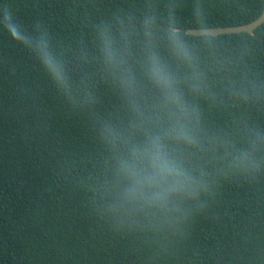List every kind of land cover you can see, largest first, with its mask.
Segmentation results:
<instances>
[{
	"label": "trees",
	"instance_id": "trees-1",
	"mask_svg": "<svg viewBox=\"0 0 264 264\" xmlns=\"http://www.w3.org/2000/svg\"><path fill=\"white\" fill-rule=\"evenodd\" d=\"M263 8L0 0V264H264Z\"/></svg>",
	"mask_w": 264,
	"mask_h": 264
},
{
	"label": "water",
	"instance_id": "water-1",
	"mask_svg": "<svg viewBox=\"0 0 264 264\" xmlns=\"http://www.w3.org/2000/svg\"><path fill=\"white\" fill-rule=\"evenodd\" d=\"M264 23V8L262 14L255 20L241 25L232 26H213L208 28H192L188 29L187 33L195 36L213 35L218 36L221 34H234L247 32L253 34L255 29Z\"/></svg>",
	"mask_w": 264,
	"mask_h": 264
},
{
	"label": "clouds",
	"instance_id": "clouds-1",
	"mask_svg": "<svg viewBox=\"0 0 264 264\" xmlns=\"http://www.w3.org/2000/svg\"><path fill=\"white\" fill-rule=\"evenodd\" d=\"M169 177H175V184L172 187H179L184 188L185 186H190V176L188 173L184 171V169L179 167H173L168 170V174L166 177H162L161 179L164 180L165 183H168ZM131 197H135V190L129 192ZM144 195V194H141Z\"/></svg>",
	"mask_w": 264,
	"mask_h": 264
}]
</instances>
